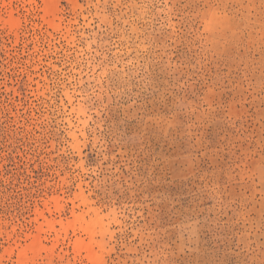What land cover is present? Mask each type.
Returning <instances> with one entry per match:
<instances>
[{
  "label": "rangeland",
  "instance_id": "obj_1",
  "mask_svg": "<svg viewBox=\"0 0 264 264\" xmlns=\"http://www.w3.org/2000/svg\"><path fill=\"white\" fill-rule=\"evenodd\" d=\"M0 264H264V0H0Z\"/></svg>",
  "mask_w": 264,
  "mask_h": 264
}]
</instances>
